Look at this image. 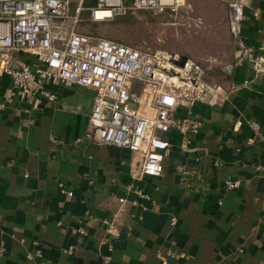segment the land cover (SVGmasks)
Masks as SVG:
<instances>
[{
	"label": "crops",
	"instance_id": "0c3cea01",
	"mask_svg": "<svg viewBox=\"0 0 264 264\" xmlns=\"http://www.w3.org/2000/svg\"><path fill=\"white\" fill-rule=\"evenodd\" d=\"M243 1V49L231 43L235 66L216 81L223 96L178 110L201 127L168 135L159 177L133 178L128 150L86 138L92 90L50 82L53 102L22 100L0 75V264H264V0ZM84 3L89 21L96 0ZM24 63L36 61L14 56Z\"/></svg>",
	"mask_w": 264,
	"mask_h": 264
},
{
	"label": "built area",
	"instance_id": "2783aa9c",
	"mask_svg": "<svg viewBox=\"0 0 264 264\" xmlns=\"http://www.w3.org/2000/svg\"><path fill=\"white\" fill-rule=\"evenodd\" d=\"M83 2L77 0V17L83 11ZM72 3L73 0H0V75L11 80L7 97L15 91L22 100L38 95L53 102L55 96L46 89L50 82L92 90L86 138L97 146L128 150L132 154L133 178L161 176L162 164L171 150L168 135L197 133L201 127L190 113L179 117L178 110L196 103L218 102L223 96L222 87L204 79L203 67L194 59L187 58L180 67V55L80 34L75 28L77 18L73 26L67 25ZM225 6L231 43L240 51L245 4L243 0H226ZM189 9L188 0H96L88 11L90 21H107L143 10L189 21ZM98 13L103 15L99 17ZM20 54L36 63L14 67V56ZM227 186L234 189L237 184ZM136 196L148 199L141 191ZM119 202L123 204L125 200ZM131 204L136 205V201ZM106 225V233L112 234L115 229L111 222ZM78 234L86 233L79 230ZM72 250L68 247L66 252Z\"/></svg>",
	"mask_w": 264,
	"mask_h": 264
},
{
	"label": "rangeland",
	"instance_id": "374dc122",
	"mask_svg": "<svg viewBox=\"0 0 264 264\" xmlns=\"http://www.w3.org/2000/svg\"><path fill=\"white\" fill-rule=\"evenodd\" d=\"M214 1L217 4L216 8L212 5V0L192 2L188 13L189 21L173 20V18L144 10L134 14L127 12L107 21H80V17L76 15L77 0H73L69 14L71 19L67 25L68 27L73 26L74 20L77 18L76 30L90 27L89 33L86 34L94 38L106 37L151 50L189 56L202 65L204 79L217 81L223 75L226 78L230 77L236 60L234 59L233 62L231 59L233 58L230 53L231 38L229 42L226 41L227 35L230 36L226 0ZM94 2L92 3L94 4ZM212 6L215 8L214 13L210 12ZM221 8L225 9L226 16L223 23ZM184 17L186 16L184 15ZM197 56L202 57V61H199ZM214 58L218 60V63H212ZM227 61L231 62V70L225 73L221 71V63Z\"/></svg>",
	"mask_w": 264,
	"mask_h": 264
},
{
	"label": "water",
	"instance_id": "95a60500",
	"mask_svg": "<svg viewBox=\"0 0 264 264\" xmlns=\"http://www.w3.org/2000/svg\"><path fill=\"white\" fill-rule=\"evenodd\" d=\"M187 58H188V57H186V56H183V57H182V60H181V62L179 63V66H180V67H182V66L184 65V63H185V61L187 60ZM222 71L225 72V73H227V72L225 71V69H222Z\"/></svg>",
	"mask_w": 264,
	"mask_h": 264
},
{
	"label": "bare ground",
	"instance_id": "6f19581e",
	"mask_svg": "<svg viewBox=\"0 0 264 264\" xmlns=\"http://www.w3.org/2000/svg\"><path fill=\"white\" fill-rule=\"evenodd\" d=\"M97 15L100 17V16L103 15V14H102V13H98Z\"/></svg>",
	"mask_w": 264,
	"mask_h": 264
},
{
	"label": "trees",
	"instance_id": "16d2710c",
	"mask_svg": "<svg viewBox=\"0 0 264 264\" xmlns=\"http://www.w3.org/2000/svg\"><path fill=\"white\" fill-rule=\"evenodd\" d=\"M85 5H86V4L83 2L82 7H85Z\"/></svg>",
	"mask_w": 264,
	"mask_h": 264
}]
</instances>
